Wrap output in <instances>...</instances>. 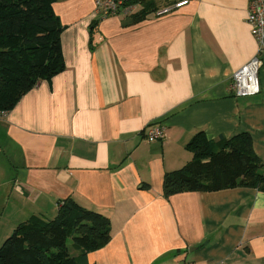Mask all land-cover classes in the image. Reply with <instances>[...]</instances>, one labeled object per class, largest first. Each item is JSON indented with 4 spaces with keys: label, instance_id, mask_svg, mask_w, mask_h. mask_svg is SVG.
I'll return each instance as SVG.
<instances>
[{
    "label": "crops",
    "instance_id": "crops-1",
    "mask_svg": "<svg viewBox=\"0 0 264 264\" xmlns=\"http://www.w3.org/2000/svg\"><path fill=\"white\" fill-rule=\"evenodd\" d=\"M249 3L189 0L133 22L140 6L101 17L95 0H57L65 67L0 115V244L72 199L110 221L87 264H264L263 190L163 193L199 131L246 132L264 161V64L258 94L231 90L258 49ZM151 126L162 139H147Z\"/></svg>",
    "mask_w": 264,
    "mask_h": 264
},
{
    "label": "trees",
    "instance_id": "trees-1",
    "mask_svg": "<svg viewBox=\"0 0 264 264\" xmlns=\"http://www.w3.org/2000/svg\"><path fill=\"white\" fill-rule=\"evenodd\" d=\"M57 0H0V112L9 111L28 90L64 69L63 24ZM177 0H142L133 22ZM193 157L163 180L166 197L187 191H217L238 186L264 191V162L250 134L209 140L199 131L187 144ZM79 258L69 251L68 239ZM111 238L109 218L72 199L60 201L53 218L32 215L19 223L0 247V264H87V254Z\"/></svg>",
    "mask_w": 264,
    "mask_h": 264
},
{
    "label": "built area",
    "instance_id": "built-area-1",
    "mask_svg": "<svg viewBox=\"0 0 264 264\" xmlns=\"http://www.w3.org/2000/svg\"><path fill=\"white\" fill-rule=\"evenodd\" d=\"M142 0H95V10L101 17L122 14H133L140 6ZM189 3V0L176 1L171 5L160 8L155 12L160 16L172 12L174 9ZM247 22L251 25L253 34L258 43L255 56L239 68L233 75L231 84L232 93L235 96L255 95L260 92L259 72L264 64V0H250L247 11ZM4 112H0L2 115ZM147 139L154 141L162 139L164 130L160 126H151L147 129ZM209 264H225L218 261Z\"/></svg>",
    "mask_w": 264,
    "mask_h": 264
},
{
    "label": "rangeland",
    "instance_id": "rangeland-1",
    "mask_svg": "<svg viewBox=\"0 0 264 264\" xmlns=\"http://www.w3.org/2000/svg\"><path fill=\"white\" fill-rule=\"evenodd\" d=\"M264 162V161H263ZM7 237H5L4 239H6ZM4 239H3V241H2V243L4 242ZM72 241V238H69L68 239V246L72 249V247L70 246V242ZM2 243L0 244V247H1V245H2Z\"/></svg>",
    "mask_w": 264,
    "mask_h": 264
}]
</instances>
